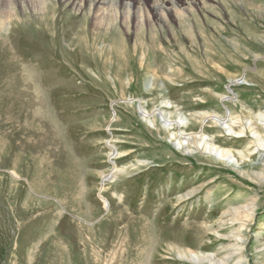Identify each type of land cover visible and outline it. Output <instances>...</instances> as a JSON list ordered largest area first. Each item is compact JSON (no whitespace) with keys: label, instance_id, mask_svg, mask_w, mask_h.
<instances>
[{"label":"rangeland","instance_id":"1","mask_svg":"<svg viewBox=\"0 0 264 264\" xmlns=\"http://www.w3.org/2000/svg\"><path fill=\"white\" fill-rule=\"evenodd\" d=\"M89 1L0 0V264H264V0L143 31L138 0L104 28ZM178 125L229 158L186 154Z\"/></svg>","mask_w":264,"mask_h":264},{"label":"bare ground","instance_id":"2","mask_svg":"<svg viewBox=\"0 0 264 264\" xmlns=\"http://www.w3.org/2000/svg\"><path fill=\"white\" fill-rule=\"evenodd\" d=\"M63 1V0H62ZM184 1V4H185V7L183 8V9H179V10H177L176 9V6H175V3L172 1V0H170V1H168V3H169V7H167V6H165V4H160V3H158V2H152V4L147 8L146 7V5H144L143 4V2H142V0H138V2H139V4H138V6L137 7H135V10L133 11V13L136 15V17L138 18V20H140L139 21V23L138 24H140L139 25V29H141L142 31H143V28H140V26L142 25L141 23L143 22L142 20H143V16H144V14H146V13H148V12H151V13H153V15L160 21V23H165L166 22V20L168 19L167 18V16L168 15H174V17L176 16V18H179V19H182L185 15H186V13H191L192 12V9H197V10H199V9H202L203 10V8H204V6L209 2V1H214V0H183ZM90 2V9H96V14H98V16H96L95 17V22H96V27H99V26H101V25H104V27L106 26H110L112 23H114V20H116L117 18H116V13L118 12V10H116L115 11V9H117V6L119 5L118 3V0H90L89 1ZM72 3V2H71ZM125 3V2H124ZM89 4V3H88ZM123 4V3H122ZM21 5H24V0H22V2H21ZM101 5H105L106 6V8H102L101 7ZM66 6V5H65ZM73 6V5H72ZM84 5L82 4V3H78V1L77 2H75L74 3V7L75 8H77V11H81V9H82V7H83ZM23 7V6H22ZM124 7H125V13H126V15H127V20L129 19V16L131 17V15L130 14H132L131 13V9H132V7H133V5L131 4V3H129L128 2V4H125L124 5ZM42 8H43V6H42ZM74 9V8H73ZM89 9V8H88ZM89 9V10H90ZM75 10V9H74ZM92 11V10H91ZM121 11H123L122 9H121ZM123 11V12H124ZM74 12V11H73ZM101 12V13H100ZM108 12L110 13V12H112L113 13V15H108ZM123 12H121V13H123ZM79 13V12H78ZM77 13V14H78ZM148 15L149 14H147V17H148ZM188 15V14H187ZM91 15H90V13H89V17H90ZM119 16V15H118ZM123 16V15H122ZM125 16V15H124ZM88 17V16H87ZM101 17V18H100ZM115 17V18H114ZM143 17V18H142ZM147 17H145V18H147ZM186 17V16H185ZM124 18V17H123ZM135 18V17H134ZM167 18V19H166ZM126 19H124V20H126ZM119 20V19H118ZM147 20V19H146ZM24 21V20H23ZM35 21V20H34ZM41 21H42V19H41ZM120 21V20H119ZM135 21H136V19H135ZM151 21V20H150ZM94 22V21H93ZM124 22V21H123ZM128 22H129V20H128ZM134 22V21H133ZM158 22V21H157ZM125 23V22H124ZM123 23V24H124ZM151 23V22H150ZM155 23V22H154ZM182 23V22H181ZM22 24V23H21ZM30 24H32V23H30ZM118 24V23H117ZM134 24H136V23H134ZM137 24V25H138ZM145 24V23H144ZM20 25V24H19ZM23 25V24H22ZM128 25V24H127ZM133 25V24H132ZM150 25V24H149ZM187 25V27H188V30H190L189 31V33H192V31H191V27L189 26V24H186ZM27 26V25H26ZM29 26V25H28ZM112 26V25H111ZM114 26H116V25H114ZM114 26H113V28H114ZM151 26V25H150ZM95 27V26H94ZM103 26H101V28H104ZM126 27V26H125ZM134 27H136V26H134ZM109 28V27H108ZM107 28V29H108ZM112 28V27H111ZM131 28V27H130ZM137 28V27H136ZM144 28H145V26H144ZM149 28H151V27H149ZM115 30H117V29H115ZM127 30H129V29H127ZM152 30V29H151ZM155 30V29H154ZM109 31H110V29H109ZM112 31V30H111ZM138 31V30H137ZM140 31V30H139ZM149 31H150V29H149ZM106 32H107V30H106ZM114 32V31H113ZM116 33V32H115ZM152 33H153V31H152ZM154 33H156V32H154ZM109 34V33H108ZM110 34H111V32H110ZM136 34H138V32H136ZM140 34V33H139ZM138 34V35H139ZM116 35H117V33H116ZM155 35V34H154ZM156 36V35H155ZM110 37V36H109ZM150 37H152V35L150 36ZM139 39V38H138ZM152 39H153V37H152ZM151 39V40H152ZM141 40H143V39H141ZM136 42V41H135ZM146 42V41H145ZM144 42V43H145ZM141 43V42H140ZM123 44H124V42H123ZM135 45H137L136 43H135ZM142 46V45H141ZM146 47V46H145ZM146 49V48H145ZM141 51H142V49H141ZM144 55H142V57H143ZM142 57L140 56V58L142 59ZM146 57V56H145ZM141 59H140V61H141ZM146 59V58H145ZM147 60V59H146ZM155 63V62H154ZM142 64V63H141ZM142 66V65H141ZM148 69H149V67H148ZM167 74V73H166ZM149 75V74H148ZM169 77V76H168ZM167 77V78H168ZM241 80V79H240ZM238 81L239 80H235L234 81V85H237V86H244L245 84L247 85V83H238ZM242 81V80H241ZM244 82H245V80H244ZM236 83V84H235ZM230 87V86H229ZM228 93L230 94V91H228ZM228 99L230 98L229 96L227 97ZM41 113H43V112H41ZM262 118H263V120H264V115H262L261 116ZM205 118H209V116L207 117V116H205ZM147 119V118H146ZM262 120V121H263ZM224 121V120H223ZM220 122V120H217L216 121V123L217 124H219L220 126H222V127H224V129H226L229 133H233V135H235V134H239V132L238 133H236V132H234L233 131V129H232V127L230 126V125H227L226 124V122ZM150 123V122H149ZM235 125V124H234ZM226 126H227V128H226ZM247 126V125H246ZM252 127V126H251ZM176 128V127H175ZM182 128L183 127H181L180 125H178L177 126V130L179 131V134L177 135V137L179 138V140L181 141L182 140V142L181 143H179L178 142V146H179V148L180 149H184V150H186L185 151V153L186 154H190V153H192V150H191V148L193 149V151H198V150H205V152H208L210 155H212L215 159H217L218 161H226L228 158H229V155H230V152L228 151V150H226V149H221V148H218V147H216V146H214L213 144H210V143H208V141H207V139L206 138H208L202 131L200 132V133H187V134H185V133H182ZM169 130H174L173 128L171 129H169ZM251 131V130H250ZM253 132V131H252ZM251 132V133H252ZM171 133V132H170ZM173 133V132H172ZM171 133V134H172ZM240 134H242V133H240ZM254 134V133H253ZM255 135V134H254ZM239 137V136H238ZM253 137V136H252ZM255 137V136H254ZM257 137V138H256ZM255 137V143L257 144V150H259L260 148H263V150H264V139L263 138H258V136H256ZM240 138V137H239ZM183 146V147H182ZM115 156V155H114ZM113 164V163H112ZM112 169H111V171H110V173L109 174H107V175H105L104 177H102V182L103 183H107V182H112V181H114L115 179H117V176L121 173V171L119 170V169H117L116 168V166L115 165H112ZM264 171V170H263ZM14 175V174H13ZM258 178H259V180L260 181H263L264 180V173H263V175H259L258 176ZM254 182H256V181H254ZM104 186V185H103ZM102 200H104V199H102ZM104 203H105V201H104ZM241 210H244V208L243 209H241ZM245 210H247V209H245ZM238 211V210H237ZM236 211V212H237ZM249 213H251L252 214V211L250 210V209H248L247 210V217H248V215H249ZM237 214H240L239 212H237ZM242 216V215H241ZM239 251V250H238ZM183 252V251H182ZM184 253V252H183ZM188 254V255H187ZM187 254H184L183 256H180V260H182V261H187V262H189V263H191V264H243L242 263V261H241V258H239V255H236V256H234L235 255V253L234 252H231V253H229L227 256L229 257V258H227V259H222V258H218L217 256L216 257H210V256H199V255H196V254H192V252H188ZM238 256V257H237ZM112 257V256H111ZM233 257H235V258H237V260L238 261H236V262H234V260H233ZM232 261H233V263H232ZM140 264H150V263H148L147 261H146V259L144 260L143 258H142V260H141V262H140Z\"/></svg>","mask_w":264,"mask_h":264}]
</instances>
